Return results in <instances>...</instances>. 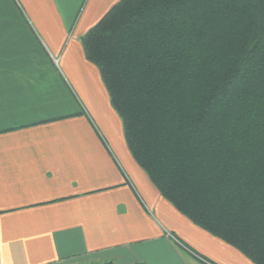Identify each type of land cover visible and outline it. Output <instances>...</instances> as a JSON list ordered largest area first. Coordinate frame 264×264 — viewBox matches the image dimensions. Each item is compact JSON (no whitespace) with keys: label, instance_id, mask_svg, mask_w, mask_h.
<instances>
[{"label":"crops","instance_id":"crops-1","mask_svg":"<svg viewBox=\"0 0 264 264\" xmlns=\"http://www.w3.org/2000/svg\"><path fill=\"white\" fill-rule=\"evenodd\" d=\"M116 1L0 0V264H255L129 152L82 45Z\"/></svg>","mask_w":264,"mask_h":264},{"label":"trees","instance_id":"trees-1","mask_svg":"<svg viewBox=\"0 0 264 264\" xmlns=\"http://www.w3.org/2000/svg\"><path fill=\"white\" fill-rule=\"evenodd\" d=\"M82 45L160 194L264 264V0H118Z\"/></svg>","mask_w":264,"mask_h":264},{"label":"built area","instance_id":"built-area-1","mask_svg":"<svg viewBox=\"0 0 264 264\" xmlns=\"http://www.w3.org/2000/svg\"><path fill=\"white\" fill-rule=\"evenodd\" d=\"M168 235H171L172 236V234H170V233H168Z\"/></svg>","mask_w":264,"mask_h":264},{"label":"rangeland","instance_id":"rangeland-1","mask_svg":"<svg viewBox=\"0 0 264 264\" xmlns=\"http://www.w3.org/2000/svg\"><path fill=\"white\" fill-rule=\"evenodd\" d=\"M169 233V232H168ZM171 234V233H170Z\"/></svg>","mask_w":264,"mask_h":264}]
</instances>
